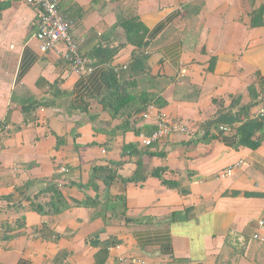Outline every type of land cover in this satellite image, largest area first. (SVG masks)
<instances>
[{
	"label": "crops",
	"instance_id": "0c3cea01",
	"mask_svg": "<svg viewBox=\"0 0 264 264\" xmlns=\"http://www.w3.org/2000/svg\"><path fill=\"white\" fill-rule=\"evenodd\" d=\"M59 1L86 74L72 70L64 45L41 50L25 0H0V264H264V126L245 145L238 130L264 123V24L251 26L264 0ZM146 44L148 61L133 66ZM112 69L135 97L115 117L112 103H123ZM146 99L200 136L143 145L157 127L139 112ZM36 102L50 105L29 108ZM231 105L247 107L240 121L204 138L205 123ZM107 166L109 190L94 176ZM52 182L72 199L55 215L41 211ZM86 197L99 205H75ZM5 225L21 233L2 240Z\"/></svg>",
	"mask_w": 264,
	"mask_h": 264
},
{
	"label": "trees",
	"instance_id": "16d2710c",
	"mask_svg": "<svg viewBox=\"0 0 264 264\" xmlns=\"http://www.w3.org/2000/svg\"><path fill=\"white\" fill-rule=\"evenodd\" d=\"M252 17V22H251V26L253 28L258 27V26H262L264 24V5L261 6L258 10L254 11L251 15ZM148 44H146L144 47H142L143 49L136 53V59L134 61V63L132 64L133 66H137V64H145L149 57H150V52L148 51ZM110 46H106V47H98L96 52H102V53H106L107 49H109ZM120 48L117 47L116 50L106 54V56L104 58L100 57L101 60H107L110 61L114 55L118 52ZM129 68V67H128ZM121 69H124L121 68ZM120 68H114V71H120ZM127 69V67H126ZM125 70V69H124ZM128 70V69H127ZM113 69L109 71V77H107V81L108 84L110 86V90L113 91L115 93L116 91V97L114 99V102H117L119 99L122 101L123 104H114L112 103V112L114 117L120 113L122 111L123 108H128L130 106V104L135 100V97L132 93L125 91V87L128 88V85H126L124 82V84L120 85L121 88H123V90L121 88L118 87L119 82L122 79H116V75L112 73ZM135 82V81H133ZM135 83H132V85ZM134 86V85H133ZM257 97V96H256ZM156 101H159V99ZM257 102V99H256ZM145 104L143 105V107L141 108V110L139 111L140 113H145L147 110V107L149 105V103H153V104H157V102H154L150 99H146ZM39 105H50L48 104V102H36L35 105H32L29 108H35ZM164 104H160L159 106H163ZM247 107L242 106L239 110L235 111L234 107L231 105V107L228 108H222L219 109L216 114L214 115V117L212 119H210L209 121H207L205 123V132H204V138L209 137L210 134L212 133L211 129L213 128H219L220 126H230L233 127L234 124L236 122H239L241 119V116L247 111L246 110ZM25 110H28L27 108H25ZM259 126H264V123L262 122H258V121H249L247 123H244L242 126H240L238 128L239 133H240V142L242 144H246L247 141L249 139H251L252 135L254 134V129H258ZM126 128V127H124ZM251 129L253 130L251 132ZM258 143H255L254 146H257ZM128 149H131V146H126L124 149V152L127 151ZM122 163H119L118 166H121ZM94 176L97 179H101L104 181V183L107 186V189L109 190V186L111 185V183L113 182L114 178L116 177V173L115 170L113 168H111L110 166L107 167H97L94 169ZM115 173V174H113ZM64 174V173H63ZM157 176L160 175V172L157 171L155 173ZM139 179L134 177V178H129L126 181H138ZM47 192L51 193V198L50 201L46 203V205L44 206L47 210L43 211L41 209H43V207H41L40 205H37V209L41 210L42 212H44V214H60L61 212L65 211L67 208L70 207V201H72V199H68L67 196H65V194L58 188V184L56 182H52L47 188H45ZM116 204L109 206V209L112 211V213L114 215H117L118 213H116L118 207L121 205H123L124 203V198H118L115 200ZM75 205L78 207H87V208H92V207H97L99 205V199L98 198H91V197H86L83 200H74ZM124 211V210H123ZM16 233H12V227L10 225H5V236L3 237L2 240H9L15 236H17L18 234H20L21 232L18 231L16 229ZM8 233H10L9 235H7ZM132 262V261H131ZM134 264V263H133Z\"/></svg>",
	"mask_w": 264,
	"mask_h": 264
},
{
	"label": "built area",
	"instance_id": "2783aa9c",
	"mask_svg": "<svg viewBox=\"0 0 264 264\" xmlns=\"http://www.w3.org/2000/svg\"><path fill=\"white\" fill-rule=\"evenodd\" d=\"M28 5L37 11L38 29L36 32L37 39L41 42V50L49 51L56 49L60 44L65 46V57L71 65L72 70L77 74H86L90 68L87 65L85 57L82 55L80 43L72 33L74 22L68 16L60 11L59 0H25ZM126 69V67H124ZM187 70L181 71V78L187 74ZM145 119L155 121L156 129L150 136L143 138L142 143L145 146H150L154 142L162 139L169 134H185L190 140L197 139L200 135H195L194 130L182 123L173 122L162 111L158 110L153 104L147 107L143 114ZM259 118H264V110L259 113ZM222 132L230 131L228 126H220ZM68 169L63 167L60 173H66ZM233 169H228L225 175H231ZM260 226L264 228V219L260 221ZM123 262L125 260H122ZM137 260H132L136 263Z\"/></svg>",
	"mask_w": 264,
	"mask_h": 264
}]
</instances>
